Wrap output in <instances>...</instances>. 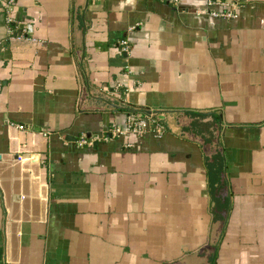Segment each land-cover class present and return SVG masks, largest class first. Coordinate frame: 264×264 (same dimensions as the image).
Masks as SVG:
<instances>
[{
	"label": "crops",
	"instance_id": "1",
	"mask_svg": "<svg viewBox=\"0 0 264 264\" xmlns=\"http://www.w3.org/2000/svg\"><path fill=\"white\" fill-rule=\"evenodd\" d=\"M206 1L0 4V264H264V0Z\"/></svg>",
	"mask_w": 264,
	"mask_h": 264
},
{
	"label": "trees",
	"instance_id": "2",
	"mask_svg": "<svg viewBox=\"0 0 264 264\" xmlns=\"http://www.w3.org/2000/svg\"><path fill=\"white\" fill-rule=\"evenodd\" d=\"M210 115L212 120L201 122L203 119ZM190 116L193 119L190 122V125L185 129L189 131L202 130L211 133L214 124L216 123L217 117L212 116L211 113H195L190 112ZM198 130V131H199ZM206 167V177H207V186H208V195L210 198V213L212 214V219L216 220L222 218L221 215H217V209L220 207V211H226L228 208V203L225 198L222 199V196L219 195L223 188L226 186L225 180L223 179V158L221 154H213L210 159H207L205 162Z\"/></svg>",
	"mask_w": 264,
	"mask_h": 264
},
{
	"label": "built area",
	"instance_id": "3",
	"mask_svg": "<svg viewBox=\"0 0 264 264\" xmlns=\"http://www.w3.org/2000/svg\"><path fill=\"white\" fill-rule=\"evenodd\" d=\"M166 1L172 5H178L181 3L182 0H163ZM16 3V0H0V4H3L6 10V13L10 14L9 17H7L6 22L10 23L12 20L11 13L13 10V7ZM219 8V10L216 9ZM238 5L234 2H228L224 0H207L206 1V8H205V13L208 14L211 17H221V18H236L238 16ZM24 31L26 29L24 28ZM21 33V32H20ZM125 44V42H123ZM147 119L143 117H137L133 114L127 115V120H126V133L128 134H133V135H141L148 131V121L149 117H146ZM150 123L151 125L154 124V121L151 120ZM16 127L20 130L24 129V126L21 124L16 125ZM155 127L157 129V133H160L163 129V126L160 124H155ZM115 133H123L119 128L115 129ZM79 146H83L84 144H91L88 140L85 138H80L77 141ZM91 146V145H90Z\"/></svg>",
	"mask_w": 264,
	"mask_h": 264
},
{
	"label": "water",
	"instance_id": "4",
	"mask_svg": "<svg viewBox=\"0 0 264 264\" xmlns=\"http://www.w3.org/2000/svg\"><path fill=\"white\" fill-rule=\"evenodd\" d=\"M18 34H20V31L18 32Z\"/></svg>",
	"mask_w": 264,
	"mask_h": 264
}]
</instances>
